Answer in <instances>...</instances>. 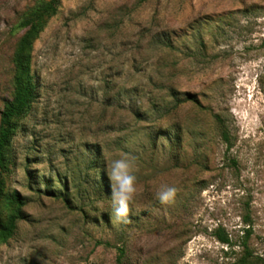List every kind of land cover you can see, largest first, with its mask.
I'll use <instances>...</instances> for the list:
<instances>
[{
	"label": "rangeland",
	"instance_id": "374dc122",
	"mask_svg": "<svg viewBox=\"0 0 264 264\" xmlns=\"http://www.w3.org/2000/svg\"><path fill=\"white\" fill-rule=\"evenodd\" d=\"M36 1L0 0V111L18 19ZM31 70L37 98L4 174L25 216L0 264H230L246 213L248 245L264 256V0H60ZM171 92L185 101L167 111ZM124 155L138 164L130 222L107 174ZM161 184L177 187L173 202L159 201Z\"/></svg>",
	"mask_w": 264,
	"mask_h": 264
},
{
	"label": "trees",
	"instance_id": "16d2710c",
	"mask_svg": "<svg viewBox=\"0 0 264 264\" xmlns=\"http://www.w3.org/2000/svg\"><path fill=\"white\" fill-rule=\"evenodd\" d=\"M59 4L60 0H38L20 16L17 23L23 32L16 40L11 55V97L4 101L0 111V243L6 242L14 235L18 222L25 216L23 206L26 201L16 190H5L4 174L11 164V140L16 135L18 123L37 98V83L31 70L33 43L43 31L49 18L57 13ZM170 95L175 96L172 92ZM186 100L196 101V98L188 93ZM183 101L185 100L175 96V102L170 106L166 105L164 109L166 108L167 111L175 109ZM133 115L140 117L138 110L133 112ZM213 116L219 128L220 138L226 146V151H229L234 145V139L231 137L228 123L219 113H214ZM228 159L233 166L236 165L234 158L229 157ZM245 222L248 224L244 228L242 237L243 254L230 264H264V256L254 254L248 245V239L252 234L248 213L245 214ZM214 235L221 243L230 245L232 242L222 227H217ZM119 250L123 255V249L119 248Z\"/></svg>",
	"mask_w": 264,
	"mask_h": 264
},
{
	"label": "clouds",
	"instance_id": "9594fccd",
	"mask_svg": "<svg viewBox=\"0 0 264 264\" xmlns=\"http://www.w3.org/2000/svg\"><path fill=\"white\" fill-rule=\"evenodd\" d=\"M136 157L124 155L115 159L108 166L107 174L111 181V200L117 218H125V222L130 214V205L139 195L138 171ZM178 189L169 184H161L157 190V198L162 204L174 201Z\"/></svg>",
	"mask_w": 264,
	"mask_h": 264
}]
</instances>
